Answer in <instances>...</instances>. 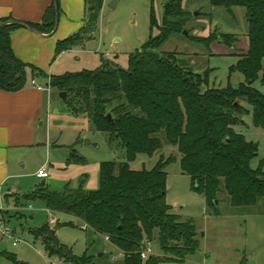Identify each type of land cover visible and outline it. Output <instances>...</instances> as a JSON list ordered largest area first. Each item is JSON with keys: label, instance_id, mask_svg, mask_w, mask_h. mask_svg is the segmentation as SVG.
Returning <instances> with one entry per match:
<instances>
[{"label": "trees", "instance_id": "1", "mask_svg": "<svg viewBox=\"0 0 264 264\" xmlns=\"http://www.w3.org/2000/svg\"><path fill=\"white\" fill-rule=\"evenodd\" d=\"M104 2L85 0L83 27L57 42L55 58L82 45L98 30ZM183 2L166 0L160 23L152 0L151 29L157 27L159 34L151 35L140 50L129 55L127 68L102 56L95 69L50 76L48 84L67 93L64 102L69 110L75 116H86L90 129L104 132L111 147L124 149L125 159L100 163V184L96 190L82 186L56 190L41 183L22 197L11 195L16 199L15 206L26 207L41 200L48 210L79 218L87 228L109 236L118 249L131 253L125 256V264L182 263L199 249L194 221L181 220L166 202L165 169L178 158L182 171L191 177L194 190L206 197L216 215L220 214L222 193L236 212L264 202V162L257 168L251 166L259 154V144L235 129L247 125L245 115L249 114L253 124L264 129V93L254 87L258 80L264 84V0H211L212 6L224 8L230 14H234L236 7L246 9L249 47L229 67L230 73L241 72L244 81L222 87L210 85V70H185L179 64L177 52H158L172 31H184ZM60 10V1L55 0L39 23H22L13 17L0 19L1 90H22L27 84L28 69L34 77L47 76L15 55L10 34L25 26L51 33ZM196 39L207 46L218 40L230 48L238 40L235 34L227 32ZM81 140L78 137L70 147L69 164L86 163L76 148ZM164 142L176 148L177 154L162 155L151 169L131 168V162L140 154L152 157ZM18 212L20 218L26 217L22 210ZM30 232L35 239L42 240L49 256H58L65 264H97L88 255L77 257L72 248L62 244L49 222ZM156 235L162 254L143 259L141 252ZM5 256L16 260L8 253Z\"/></svg>", "mask_w": 264, "mask_h": 264}, {"label": "rangeland", "instance_id": "2", "mask_svg": "<svg viewBox=\"0 0 264 264\" xmlns=\"http://www.w3.org/2000/svg\"><path fill=\"white\" fill-rule=\"evenodd\" d=\"M165 1L153 0L160 23ZM151 5L152 0H105L98 30L80 46L97 51V57L101 52H109L120 66L127 68L129 55L140 50L151 35L159 34L157 27L151 29ZM183 9L186 13V18L183 19L184 31H172L158 48V52H177L179 64L185 70L196 73L210 70L211 86L222 87L229 83L238 85L244 77L239 71L230 73L229 67L235 59L224 53L234 52L238 55L243 51L247 52L248 36L244 34L247 32L246 9L236 7L233 8L234 14H230L224 8L212 6L211 0H184ZM224 32L233 33L238 38L233 43V50L223 46L218 40L207 46L196 39ZM254 87L264 92V84L259 80L254 83ZM243 104L251 110L250 105L246 102ZM245 120L247 125L237 128L248 140L259 144V154L251 161V166L256 168L261 160L264 162V129L253 124L252 114L245 115ZM86 133L83 144L77 149L86 163H77L79 166L93 167L99 161L120 162L125 159V150L111 147L104 132ZM86 139L91 143L86 144ZM170 154L176 155L177 150L164 142L163 148L152 157L140 154L130 166L134 170L144 167L151 169L162 155L167 157ZM47 168L51 172L50 165ZM165 170L166 202L171 207V212L179 215L181 220L194 221L199 240V249L184 262L177 264H264V202L247 211L236 212L225 201L226 195L222 193L219 195L220 214L216 215L206 197L194 190L191 177L181 169L180 158ZM55 179L51 188L63 189L64 186L59 181L61 175ZM42 180L37 179V182L42 183ZM31 204L32 209L26 206L22 210L26 217L21 219L15 217L14 209H9L12 215L10 226L20 241L14 245V238L4 236L6 252L17 260L6 257L4 263L65 264L60 257L49 256L42 240L35 239L30 232L31 229L47 224L54 217L57 219L55 225L59 222L60 226L56 230L59 241L72 248L77 257L88 255L97 264H125V256L119 255V249L104 235L89 227L84 228V223L79 218L50 211L41 200H35ZM151 242L154 253H160L157 235Z\"/></svg>", "mask_w": 264, "mask_h": 264}, {"label": "crops", "instance_id": "3", "mask_svg": "<svg viewBox=\"0 0 264 264\" xmlns=\"http://www.w3.org/2000/svg\"><path fill=\"white\" fill-rule=\"evenodd\" d=\"M59 1L61 10L53 32H39L25 26L10 34L15 55L23 62L38 67L47 76L34 77L32 70L28 69L27 84L22 90L7 92L0 89V205L4 206V209L0 208V219L8 225L12 219L9 209H14L15 217L21 219L18 210L25 208L15 206L16 199L11 195L22 197L31 193L41 184L37 179H43L42 183L51 187L55 178L61 175L59 181L64 187L77 189L82 186L85 190H96L100 184V161L93 167L68 163L70 147L81 137L82 140L76 144L78 149L87 136L86 132H92L88 118L75 116L60 97V92L48 83L53 75L95 69L101 64L102 56L118 62L109 52H101L97 57V51L82 46L67 50L55 58L57 42L83 27L86 12L85 0ZM54 3L55 0H0V19L13 17L22 23H39ZM246 38L245 50H248L249 40ZM234 46L230 49L233 50ZM244 53L224 54L232 55L235 64ZM33 80L45 89L39 90ZM237 127L236 131L240 132ZM47 165H50L51 172ZM43 167L46 171L41 175L39 171ZM7 195L10 197L6 199ZM30 206L33 208L32 204ZM5 212L8 214L4 215ZM4 245V235L0 229V264H6Z\"/></svg>", "mask_w": 264, "mask_h": 264}, {"label": "built area", "instance_id": "4", "mask_svg": "<svg viewBox=\"0 0 264 264\" xmlns=\"http://www.w3.org/2000/svg\"><path fill=\"white\" fill-rule=\"evenodd\" d=\"M32 82L39 90L45 89V87L37 84L34 80ZM45 171H46V168L43 167L42 169H40L39 173L41 175H43L45 173ZM0 208L4 209V206L0 205ZM30 208H32V206H30ZM56 222H57L56 218H54V217L51 218V220H50L51 225L54 226L56 224ZM84 228H87V225H84ZM0 229H1L4 236L14 238V240H15L14 245H17L18 241H20V238L16 237V233H15L14 229L10 225L6 224L3 219H0ZM105 238L110 241L109 236H105ZM119 252H120L119 255H123V256H126V255L130 256L131 255V253H126L121 249H119ZM153 254H154V251L152 249V242L147 241L145 249L141 252L142 258L147 259L149 256H151Z\"/></svg>", "mask_w": 264, "mask_h": 264}, {"label": "water", "instance_id": "5", "mask_svg": "<svg viewBox=\"0 0 264 264\" xmlns=\"http://www.w3.org/2000/svg\"><path fill=\"white\" fill-rule=\"evenodd\" d=\"M56 10L58 11V9H57V4H56ZM57 15H58V14H57ZM57 23H58V16H57V20H56V26H57ZM27 27H30V26H27ZM30 28H32V27H30ZM184 33L187 34V31H185ZM66 94H67V93L64 92V91H63V92H60V97H61L62 99H65V98H66ZM108 118H109V119H112L111 114H108ZM89 142H90V141L86 139V143H89ZM215 203L218 204V201L215 200ZM54 229H55V230H58V229H59V225H56V226L54 227Z\"/></svg>", "mask_w": 264, "mask_h": 264}]
</instances>
